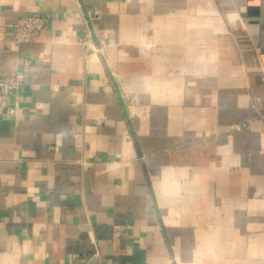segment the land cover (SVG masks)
Listing matches in <instances>:
<instances>
[{
	"label": "crops",
	"instance_id": "0c3cea01",
	"mask_svg": "<svg viewBox=\"0 0 264 264\" xmlns=\"http://www.w3.org/2000/svg\"><path fill=\"white\" fill-rule=\"evenodd\" d=\"M18 74L0 264H264V0H0Z\"/></svg>",
	"mask_w": 264,
	"mask_h": 264
},
{
	"label": "built area",
	"instance_id": "2783aa9c",
	"mask_svg": "<svg viewBox=\"0 0 264 264\" xmlns=\"http://www.w3.org/2000/svg\"><path fill=\"white\" fill-rule=\"evenodd\" d=\"M97 17V11H90L88 13V21L92 22ZM52 20L50 13H34L31 15H22L18 17L15 23V29L13 38L16 43H31L35 41L41 33L48 27ZM87 46L92 41V31L89 30L80 39ZM26 65L30 62L26 61ZM25 74H18L15 77L0 78V93L4 96H13L17 91L20 90ZM10 112H13V108H9Z\"/></svg>",
	"mask_w": 264,
	"mask_h": 264
}]
</instances>
